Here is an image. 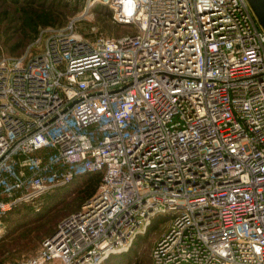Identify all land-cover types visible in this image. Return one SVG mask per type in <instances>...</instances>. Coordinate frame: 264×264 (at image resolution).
Segmentation results:
<instances>
[{
  "label": "built area",
  "instance_id": "2783aa9c",
  "mask_svg": "<svg viewBox=\"0 0 264 264\" xmlns=\"http://www.w3.org/2000/svg\"><path fill=\"white\" fill-rule=\"evenodd\" d=\"M118 37L72 21L0 57L3 218L100 174L33 257L100 264L158 216L150 264H264V31L246 0H87Z\"/></svg>",
  "mask_w": 264,
  "mask_h": 264
},
{
  "label": "rangeland",
  "instance_id": "374dc122",
  "mask_svg": "<svg viewBox=\"0 0 264 264\" xmlns=\"http://www.w3.org/2000/svg\"><path fill=\"white\" fill-rule=\"evenodd\" d=\"M87 4V0H0V57H18L36 39L20 29V10L24 7L51 10L55 22L49 29L65 28L80 18L74 24V31L85 37H92L94 32L105 37H118L130 30L127 26L113 24L106 6L94 4L87 8ZM43 30L39 29L38 34ZM85 177L53 189L35 202L21 203L3 218L0 264H11L37 254L42 242L53 234L58 223L86 203L83 194ZM168 223L167 216L156 217L151 224L157 226L155 230L149 231V227L145 234L136 237L129 250L111 254L100 264H150L151 250ZM132 249L134 254L130 253Z\"/></svg>",
  "mask_w": 264,
  "mask_h": 264
},
{
  "label": "trees",
  "instance_id": "16d2710c",
  "mask_svg": "<svg viewBox=\"0 0 264 264\" xmlns=\"http://www.w3.org/2000/svg\"><path fill=\"white\" fill-rule=\"evenodd\" d=\"M106 12L111 17L110 11L106 9ZM20 29L27 33L30 37H36L39 29H45L54 25L55 18L51 10L47 8H33V7H24L20 10ZM83 184V194L85 200L90 199L94 196L97 191V188L101 182L100 174L88 175L84 178ZM157 226L154 224L150 226L149 231L155 230ZM148 231V232H149ZM131 254H134V250L130 251Z\"/></svg>",
  "mask_w": 264,
  "mask_h": 264
},
{
  "label": "water",
  "instance_id": "95a60500",
  "mask_svg": "<svg viewBox=\"0 0 264 264\" xmlns=\"http://www.w3.org/2000/svg\"><path fill=\"white\" fill-rule=\"evenodd\" d=\"M258 25L264 31V0H246Z\"/></svg>",
  "mask_w": 264,
  "mask_h": 264
}]
</instances>
